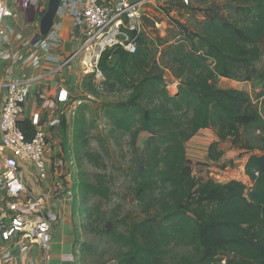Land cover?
<instances>
[{
  "label": "trees",
  "instance_id": "obj_1",
  "mask_svg": "<svg viewBox=\"0 0 264 264\" xmlns=\"http://www.w3.org/2000/svg\"><path fill=\"white\" fill-rule=\"evenodd\" d=\"M173 20L177 29H187ZM111 57L117 60L114 66ZM263 60L264 0H213L203 9L198 30L186 38L171 42L157 35L154 40L142 32L135 53L104 54L100 65L107 81L128 92L125 100L105 106L106 116L134 143L141 131L150 134L138 157L142 167L134 171L144 217L131 223L115 217L125 232L105 218L103 231L121 249L118 264H264V148L246 162L251 185L195 176L186 150L200 130L213 128L218 140L208 157L216 162L224 155L220 142L240 141L243 130L264 133V116L252 95L217 84L220 78L249 81L264 104V66H257ZM166 69L180 80L175 95L167 89ZM20 126L28 138L34 136L30 118ZM242 147L256 148L250 142ZM81 187L101 197L109 191L101 183ZM180 247L190 249L179 253Z\"/></svg>",
  "mask_w": 264,
  "mask_h": 264
},
{
  "label": "rangeland",
  "instance_id": "obj_2",
  "mask_svg": "<svg viewBox=\"0 0 264 264\" xmlns=\"http://www.w3.org/2000/svg\"><path fill=\"white\" fill-rule=\"evenodd\" d=\"M211 1L189 0L187 4L184 0H160L156 4L151 3L144 32L149 33L154 40H157V35L171 42L186 38L189 33L198 30L203 9ZM173 19L179 20L187 29H177ZM154 21L163 22L162 27L157 28ZM163 47H158V58ZM77 62L76 59L68 64L61 75L65 79L64 86L72 92L73 98L81 99L82 103L78 109L73 106L69 115L63 117L65 122L47 129L51 160L53 163L57 160L63 162L57 176L53 175L63 190L72 191L67 210L61 213L62 221L54 228V234L59 233L64 243L60 245L52 263L118 264L121 249L103 230L105 226L108 227L105 224L107 220L110 221L109 218H112L110 222L116 224L119 231L125 232L126 227L121 222L117 223L115 217L117 220L125 219L128 223L144 217L135 197L134 171L142 167L138 157L145 153L150 134L141 131L134 143L130 134L115 130L106 116L105 106L125 100L128 92L121 86H111L107 77L104 81H97L88 75L82 76L81 71L75 73ZM257 66L263 67L264 60ZM164 76L168 91L175 95L180 80L168 69ZM217 84L222 88L249 92L264 116L263 98L257 99V92L253 90L251 82L220 78ZM241 135L238 142L230 139L220 142L218 148L223 150L224 155L214 162L209 159L208 151L210 145L218 140L215 130H200L186 142L188 164L193 174L205 180L211 178L216 182H227L238 179L251 185L244 163L251 153L263 152L264 133L251 129L248 132L243 130ZM247 142L256 147L254 151L242 147ZM85 182L105 185L109 188L107 196L86 194L81 187ZM189 249L180 247L177 252L186 253Z\"/></svg>",
  "mask_w": 264,
  "mask_h": 264
},
{
  "label": "built area",
  "instance_id": "obj_3",
  "mask_svg": "<svg viewBox=\"0 0 264 264\" xmlns=\"http://www.w3.org/2000/svg\"><path fill=\"white\" fill-rule=\"evenodd\" d=\"M18 5L30 6L32 0H13ZM158 0L157 2H159ZM187 4L189 0H184ZM153 0H69V10L74 25L82 33V42L73 54L61 60L54 44L58 40H38L31 44L22 42V49H13L5 27L6 17L11 15L7 0H0V64L6 63L4 80H0V207L6 206L7 214L0 216V236L26 252L31 245L38 247L40 256L30 264H49L54 258V228L62 221L60 202L64 197L59 190H49L52 200L45 193L34 191L28 182V170L37 172L46 180L50 174L57 176L62 160L52 162L49 152V130L63 122L73 106L78 108L81 99L73 98L71 91L62 86L52 102L45 107L54 110L51 117L44 112L30 117L35 133L28 138L20 126L25 119L26 103L35 77L26 73L17 76V66L37 68L41 58L28 55L29 45L42 49L50 60L60 62L61 70L72 59L79 58L84 74H93L97 81L106 79L101 60L108 50L123 49L135 53L139 35L144 32L145 20L150 17L148 6ZM160 21H154L157 28ZM112 58V57H111ZM110 58V59H111ZM49 128V130H47ZM71 195V190H63ZM6 254L5 257H9ZM4 263V262H2Z\"/></svg>",
  "mask_w": 264,
  "mask_h": 264
},
{
  "label": "crops",
  "instance_id": "obj_4",
  "mask_svg": "<svg viewBox=\"0 0 264 264\" xmlns=\"http://www.w3.org/2000/svg\"><path fill=\"white\" fill-rule=\"evenodd\" d=\"M7 1L11 8V15L6 17L5 27L7 28L8 38L13 49L24 50L22 42L16 37L17 33L23 34V40H28L31 44L38 40H58L54 44L53 49H55L61 60L70 57L81 44L82 33L80 29L74 25V18L69 10V0H32L31 5L27 7L18 5L13 0ZM157 1L158 0H153L154 3ZM53 6H55L53 25L49 32L43 34V19ZM25 50L28 55L34 56L37 54L41 58V64L37 68L31 66L26 68L17 66L16 68L17 76L26 73L28 77H35L33 89L26 103L25 118H30L37 112H44L45 116L51 117L55 112L54 110L45 107V105L47 102H52L56 97L59 88L64 86L65 79L62 77L61 71H63L68 64L77 59L78 62L76 69L74 70L75 73L79 74V71H81L82 76H86L87 74L83 73L79 58L72 59L67 65L59 70V68H61L60 62L50 60L44 50L36 49L33 45H29ZM5 66L6 63L4 62L0 64V80H4ZM66 69L67 67L65 70ZM88 76L95 79L93 74H88ZM245 164L246 162L244 163V166ZM28 182L34 191L45 193L47 199L49 198L50 201L52 200V197L49 194V190H59L64 196L60 202V211L61 213H64V211L67 210V203L69 202L71 195L63 193L64 191L61 184L57 183V178L52 173L50 174V177L43 180L38 177L36 171L29 169ZM6 214L7 208L3 205L0 207V216H5ZM58 234H54V257L60 250V245L64 243L62 237H59ZM7 253L10 254V256L6 258L5 255ZM39 256L40 251L35 245H31L26 252H22L17 245L3 240L0 236V264H30L31 261L37 260ZM52 261L49 264H53Z\"/></svg>",
  "mask_w": 264,
  "mask_h": 264
},
{
  "label": "water",
  "instance_id": "obj_5",
  "mask_svg": "<svg viewBox=\"0 0 264 264\" xmlns=\"http://www.w3.org/2000/svg\"><path fill=\"white\" fill-rule=\"evenodd\" d=\"M55 13V6L51 7V9L49 10V12L46 14L45 18L43 19L42 22V32L43 34H46L47 32H49L51 30V27L53 25V16ZM117 60L115 57H112L109 60V63L111 64V66H114L116 64Z\"/></svg>",
  "mask_w": 264,
  "mask_h": 264
}]
</instances>
